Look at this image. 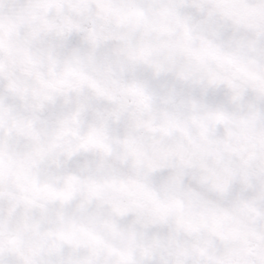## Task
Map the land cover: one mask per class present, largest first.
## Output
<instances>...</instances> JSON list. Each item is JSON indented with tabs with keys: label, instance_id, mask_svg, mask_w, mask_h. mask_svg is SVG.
<instances>
[{
	"label": "clouds",
	"instance_id": "clouds-1",
	"mask_svg": "<svg viewBox=\"0 0 264 264\" xmlns=\"http://www.w3.org/2000/svg\"><path fill=\"white\" fill-rule=\"evenodd\" d=\"M0 264H264V0H0Z\"/></svg>",
	"mask_w": 264,
	"mask_h": 264
}]
</instances>
